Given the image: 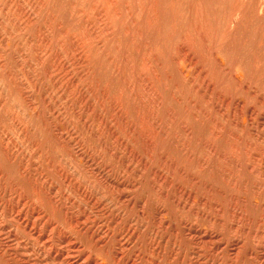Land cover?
I'll use <instances>...</instances> for the list:
<instances>
[{"label": "rangeland", "instance_id": "374dc122", "mask_svg": "<svg viewBox=\"0 0 264 264\" xmlns=\"http://www.w3.org/2000/svg\"><path fill=\"white\" fill-rule=\"evenodd\" d=\"M88 1L0 0V264H264V0H147L163 19L146 35L167 72L166 105L203 127L184 150L181 125L158 110L166 134L152 155L100 98L121 81L93 39L83 45L103 34ZM208 22L231 43L216 50L231 95L202 71L218 76L197 35ZM187 39L201 58L178 55ZM116 40L141 63L131 38ZM106 50L122 64L112 42ZM204 111L238 133L234 147L218 143L240 166L205 148Z\"/></svg>", "mask_w": 264, "mask_h": 264}, {"label": "bare ground", "instance_id": "6f19581e", "mask_svg": "<svg viewBox=\"0 0 264 264\" xmlns=\"http://www.w3.org/2000/svg\"><path fill=\"white\" fill-rule=\"evenodd\" d=\"M44 1H46V0H44ZM136 1H138V0H136ZM136 1L132 4H131L130 0H89L88 1L89 2V8L91 10L95 11L96 13H99L100 19L103 21V31H102L103 34L98 35V34H96V32L91 33V35L88 34V38L85 39L83 45H85V44L88 45V40L90 38L93 39V40H89L92 43L91 47L95 45V47L98 50H100V52H103L105 54L109 63L113 67V71H114L116 77H118L121 81V87H119V91H118L119 95L117 97L110 98L109 91L106 89H102L101 92H99L102 95V96H100V98L102 99V101L111 100L110 103H111V106L113 107V110L115 111V113H117L118 121H120V122L124 121L125 122V124L127 126V130L129 131V135L135 136V138H142L143 139L144 145L146 146L148 154L152 155L155 152V149L157 148L158 143H160V140L166 134V131H165L166 125L164 124V123H166V121L164 120L163 117H162L163 118L162 119L158 115V110H160V109H163L165 111V113H167V115L169 117V119H168L169 122L176 123V124L179 123L181 125V128L183 129L182 131H184L183 133L185 134L183 149L188 150L192 141L200 140L199 139V136H200L199 133H200L201 128H203V127H201V128L198 127L196 129L191 127L186 122V120L181 119V114H182L181 111L171 110L166 105L165 95H164L165 91H167L166 86H168V85H165V79H164V78H166L164 76V72L166 69L164 68L165 70H163V67H164L163 63H161V60L159 59L161 57L157 56V54L155 53L154 46L151 44V42L148 41V38L146 35L147 32L150 33L149 31H153L154 29H158L161 31L163 30V28L160 29L162 27L160 22L163 20L162 15H161V10L155 5H150V3L147 2V0L146 1L142 0L141 3L136 2ZM39 3L41 4V2H39ZM172 7L174 8V6H172ZM178 8H180V7H178ZM174 9H176V8H174ZM39 10H41V9H39ZM79 13H81V16H85L86 13L88 14L87 11L86 12L80 11ZM173 13H175V12H173ZM136 15H138V19H137ZM167 15H169V14H167ZM87 17L88 16H86V18ZM86 18H84V19H86ZM112 21H114L116 24H113ZM185 21H186V19H185ZM214 31H215V29H214L213 25L211 24V22H208V23H206L205 26L203 25V28H199L197 35L202 38V41H205L208 44L207 45V58H208L207 60H209L210 62L214 61L217 64L218 76L217 75L215 76L213 74L212 69L208 68V65L202 66V71H203V74L205 75V78L208 79L207 81H208V84L211 87L212 91H215L216 93H218L221 96H224L227 94L231 95L229 93V81H231L233 79L232 78V70L228 69L229 67H224L223 63H221V61H219L218 57L216 56V50L218 47H221L222 45H226L227 47L228 46L231 47V43L229 42V40L225 36L222 40H218L214 36ZM121 32L125 34V37L126 36L129 37L133 41V43L135 45V49L140 56L141 63L135 62L134 59L131 57V54L125 53V51L123 50V48H124L123 45L120 44L119 42H117V40H116L117 34H119ZM206 36H208V37H206ZM207 38H209L208 40L209 41L211 40L212 42L209 43ZM108 42L113 43L117 53L123 52L124 57H123V62L121 60V62H122L121 65H119L117 60H116L117 59L116 54L106 52ZM182 44L183 45L181 47V53L178 54L180 57H189L190 59H192V56L195 57L196 59L202 57L201 54L197 55L198 57H196L195 53L191 56L190 52H188V50H187V46H189V40L188 39L184 40ZM89 45H90V43H89ZM89 45L87 47H89ZM93 49H95V48H93ZM160 52L162 53V51H160ZM165 52L166 51H164L163 53L165 54ZM169 52H166V53H169ZM93 55L95 57V53ZM97 58H98V56H97ZM85 61L87 62V60H85ZM88 61H89V59H88ZM90 61H92L91 57H90ZM209 61H208V63H209ZM165 64H166V62H165ZM165 66H167V65H165ZM98 67H97V69H98ZM224 68H225V70H224ZM160 70H161V72H160ZM224 71H225V73H224ZM165 73L167 74V72H165ZM88 74H89V72H88ZM102 74L103 73H101V75ZM201 74H202V72H201ZM212 74L215 76L214 77L215 79H212V78L209 79V76L211 77ZM166 82H167V80H166ZM168 82H169V79H168ZM138 86H139V89H138ZM94 87L96 88L95 85H94ZM140 87H143V91H141ZM108 88H111V87L108 86ZM126 89L129 90V92H130L129 95L125 94ZM111 93H112V91H111ZM169 93L171 94L170 91H169ZM169 93H167V94L165 93V94L168 95ZM205 97H206V95H205ZM130 99H132L131 102H130ZM226 101H228V100H226ZM140 102L142 105L138 104ZM222 102H223V100H222ZM183 109L185 112H188L187 106H185ZM163 110H162V112H163ZM132 111L134 112L137 119L140 120L139 122H141L142 127L138 126L137 120L134 122L130 119ZM165 113H163V114H165ZM204 115L207 117V121L209 120V123H211L210 125L208 124V127H209L208 130L210 132V135L212 136V139H211V137H208L205 139L204 138L205 135H204L203 138L205 140L203 141V144H204L205 148L209 151V153L218 155L225 162H235L238 166H240V160L238 158V155L235 154V152H234V154L229 153L228 151H226L227 149L224 150L225 147L223 148L221 145H219V143H220L219 141H221L225 144L226 148L227 147H234L238 138H239L237 136L238 133L236 134V133H234V131L227 129L225 127V125H223L218 120L214 119L211 116V114H208L207 112L204 111ZM226 119H227V116H226ZM199 122L203 125H207V123L204 121V119H200ZM145 126L147 127V129L145 128ZM187 154L192 159V156L194 154H192V152L190 150L187 152ZM189 157H188V159H189ZM191 159H189V160H191ZM209 160L210 159L208 156H204L202 159V164L208 166L207 163L209 164ZM168 163L172 166H177L179 164V163L177 164V162L173 158L168 160ZM256 170H255V172H257ZM180 172L182 173V175L185 173L187 174V172H185V169H180ZM187 175L191 178V180L194 183L198 181L197 177L195 175H193L191 173H188ZM210 189H212V188H210ZM254 209H255V207H254Z\"/></svg>", "mask_w": 264, "mask_h": 264}]
</instances>
